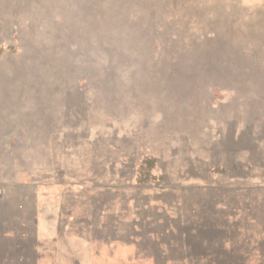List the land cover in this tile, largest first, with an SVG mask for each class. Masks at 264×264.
I'll use <instances>...</instances> for the list:
<instances>
[{"label": "rangeland", "instance_id": "1", "mask_svg": "<svg viewBox=\"0 0 264 264\" xmlns=\"http://www.w3.org/2000/svg\"><path fill=\"white\" fill-rule=\"evenodd\" d=\"M166 249L264 264V0H0V264Z\"/></svg>", "mask_w": 264, "mask_h": 264}, {"label": "water", "instance_id": "2", "mask_svg": "<svg viewBox=\"0 0 264 264\" xmlns=\"http://www.w3.org/2000/svg\"><path fill=\"white\" fill-rule=\"evenodd\" d=\"M177 114V113H176ZM173 119L176 118L175 115H172L171 116ZM206 134L208 136V140L211 142V139H219L222 134H223V130H213V129H210V130H206ZM241 134V129H236L235 130V137H239ZM260 132H256L254 131V133L252 134L251 136V141L253 143V145L256 146V144L258 145V143L261 141L260 139ZM135 160L133 157H130V159H128V164L124 165V167H126L127 169H129V167H133V164H134ZM188 163L194 167H196V169L199 171V173L201 174H204L207 172V170L212 166V163L210 161V159H203L201 158L200 156H193L191 157L189 160H188ZM236 164L239 166V167H243V163L241 162V160L237 159L236 161ZM180 177H179V185L180 187H184V189H188L187 186L189 187H192L194 189H199L200 187L197 185V184H192V185H186L184 186V184L182 182L185 183V181L187 182L186 178L183 176V172L181 171L179 173ZM129 178L128 176H126L125 178V182H128L125 187H129L130 184H129ZM202 189V188H201ZM158 208L160 210H165V205H159Z\"/></svg>", "mask_w": 264, "mask_h": 264}, {"label": "trees", "instance_id": "3", "mask_svg": "<svg viewBox=\"0 0 264 264\" xmlns=\"http://www.w3.org/2000/svg\"><path fill=\"white\" fill-rule=\"evenodd\" d=\"M181 60H182V58H181ZM155 166H156V164H155V161L153 159H150V160L145 159L144 161H142V163H140L139 167L136 170V176H137L138 184H144V183H148V182L152 183L154 181L162 179L161 175L159 177H157V175H155L153 173L152 170L155 169L154 168ZM213 171H218L220 173L225 172L223 169H221L219 167L214 168ZM246 172L248 173V171H246ZM163 258H164V260H166V264H167L168 261H171V259H170L171 258V252L166 249V251H164ZM185 259H187V258H185ZM188 260L199 263V264L200 263L206 264V262L208 261L207 257H205L203 255H201V256L192 255V256L188 257Z\"/></svg>", "mask_w": 264, "mask_h": 264}]
</instances>
